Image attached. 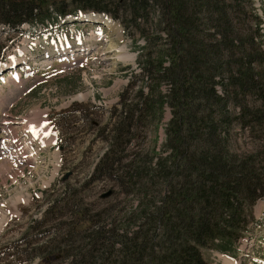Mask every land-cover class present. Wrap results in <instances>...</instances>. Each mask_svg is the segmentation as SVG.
Returning <instances> with one entry per match:
<instances>
[{
    "label": "trees",
    "instance_id": "1",
    "mask_svg": "<svg viewBox=\"0 0 264 264\" xmlns=\"http://www.w3.org/2000/svg\"><path fill=\"white\" fill-rule=\"evenodd\" d=\"M129 1L123 16L126 4L114 0H0V25L14 30L25 22L44 24L81 10L122 17L127 34L132 26L146 40L139 45L140 69L134 77L147 91L141 86L137 99L124 103L116 135L93 174L94 179L118 180L126 192L136 188L137 210L122 225L108 218L75 223L67 236L85 244L77 248L72 264H90V255L94 264H210L205 248L237 255L249 223L245 214L264 198V148L251 155L232 149L224 126L236 121L264 140L263 18L254 0ZM150 6L159 10L151 35L140 23L149 17ZM163 83L168 92L160 89ZM231 103L237 110L232 115L227 111ZM166 104L172 111L167 155L131 157L126 147L118 150L119 131L133 135L136 117L141 119L144 111L162 117ZM156 178L164 190L157 196ZM86 212L79 208L75 214ZM52 256L66 257L67 250L46 253L42 264Z\"/></svg>",
    "mask_w": 264,
    "mask_h": 264
},
{
    "label": "rangeland",
    "instance_id": "2",
    "mask_svg": "<svg viewBox=\"0 0 264 264\" xmlns=\"http://www.w3.org/2000/svg\"><path fill=\"white\" fill-rule=\"evenodd\" d=\"M114 1L126 4L120 12L126 16L130 1ZM254 1L264 24V0ZM158 11L150 6L149 17L140 22L149 35L156 30ZM91 13H69L45 26L25 24L19 30L0 25V264H42L46 253L63 249L66 257L52 256L45 264H72L77 248L85 244L67 236L75 223L108 218V223L120 225L137 210L136 188L126 192L118 180L94 179L93 174L116 135L124 103H133L141 86L147 91L134 77L140 69L139 45L146 40L132 26L127 34L122 17L88 20ZM111 43L117 49L109 50ZM160 89L168 92L167 84ZM227 109L231 115L237 111L232 103ZM219 113L224 115L221 109ZM141 117H136L133 135L117 133L118 150L126 147L131 157L167 155L170 107L166 104L162 117L152 118L146 111ZM224 127L232 149L251 155L264 148L257 132L236 121ZM157 181L156 196L164 191ZM109 190L113 194L102 198ZM79 208H86V215L75 214ZM245 215L249 223L238 241V254L205 248L210 264H264V198ZM88 261L94 264V256Z\"/></svg>",
    "mask_w": 264,
    "mask_h": 264
},
{
    "label": "bare ground",
    "instance_id": "3",
    "mask_svg": "<svg viewBox=\"0 0 264 264\" xmlns=\"http://www.w3.org/2000/svg\"><path fill=\"white\" fill-rule=\"evenodd\" d=\"M91 15V16H90ZM90 15H88V17H89V19L88 20H92V19H96V18H101L102 19V17L103 16H101V15H97V14H90ZM87 17V18H88ZM99 22V21H98ZM94 23V22H93ZM113 50V49H117L116 48V46L113 44V43H111V45L109 46V50ZM33 129H34V127H33Z\"/></svg>",
    "mask_w": 264,
    "mask_h": 264
},
{
    "label": "water",
    "instance_id": "4",
    "mask_svg": "<svg viewBox=\"0 0 264 264\" xmlns=\"http://www.w3.org/2000/svg\"><path fill=\"white\" fill-rule=\"evenodd\" d=\"M113 194L112 190H109L101 195L102 198H108Z\"/></svg>",
    "mask_w": 264,
    "mask_h": 264
}]
</instances>
